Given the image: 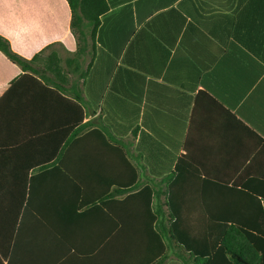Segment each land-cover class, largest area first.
Returning a JSON list of instances; mask_svg holds the SVG:
<instances>
[{
	"label": "crops",
	"instance_id": "crops-1",
	"mask_svg": "<svg viewBox=\"0 0 264 264\" xmlns=\"http://www.w3.org/2000/svg\"><path fill=\"white\" fill-rule=\"evenodd\" d=\"M105 2L95 21L83 11L96 5L75 4L73 30L66 0H0V35L24 59L39 54L31 79L0 52V218L7 188L53 170L58 139L61 148L71 137L59 94L81 99L83 169L117 143L135 184L163 192L187 156L198 180L233 187L225 201L264 232V0ZM106 162L111 172L127 170ZM86 247H65L60 259L88 264ZM29 252L36 264L38 247Z\"/></svg>",
	"mask_w": 264,
	"mask_h": 264
},
{
	"label": "trees",
	"instance_id": "trees-1",
	"mask_svg": "<svg viewBox=\"0 0 264 264\" xmlns=\"http://www.w3.org/2000/svg\"><path fill=\"white\" fill-rule=\"evenodd\" d=\"M66 1L73 30L77 28L75 4L82 11L83 5L98 7L94 14L83 11L91 21L108 9L105 0ZM0 52L21 68V78L32 79L26 72H32L31 64L39 54L24 59L1 35ZM57 96L67 104L71 137L61 148L58 139L53 170L30 177L27 186L7 188V212L0 218L6 246H0V264H32L28 256L32 244L39 249L36 264H69L60 259L69 246H87L89 254L83 261L88 264H166L171 253L179 262L167 264H264V232H252L257 229L225 201L235 189L222 181L198 180L187 156L177 159L163 192L135 184L136 171L117 143L105 144L112 152L108 159L105 153L92 155L87 170L83 169L80 152L87 141L79 136L81 99ZM106 160L127 170L111 172ZM49 176L55 178L50 181L55 185L47 184ZM35 180H40L39 185ZM98 247V254L92 255Z\"/></svg>",
	"mask_w": 264,
	"mask_h": 264
}]
</instances>
